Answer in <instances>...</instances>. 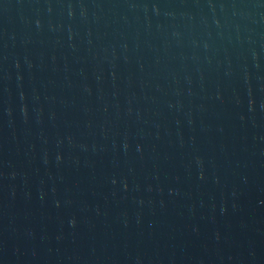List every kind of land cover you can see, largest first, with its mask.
Listing matches in <instances>:
<instances>
[{"label":"water","instance_id":"1","mask_svg":"<svg viewBox=\"0 0 264 264\" xmlns=\"http://www.w3.org/2000/svg\"><path fill=\"white\" fill-rule=\"evenodd\" d=\"M0 264H264V0H0Z\"/></svg>","mask_w":264,"mask_h":264}]
</instances>
